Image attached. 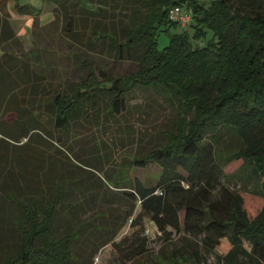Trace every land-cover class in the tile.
Listing matches in <instances>:
<instances>
[{
    "label": "trees",
    "instance_id": "obj_1",
    "mask_svg": "<svg viewBox=\"0 0 264 264\" xmlns=\"http://www.w3.org/2000/svg\"><path fill=\"white\" fill-rule=\"evenodd\" d=\"M6 1L0 0V31L9 41L13 33L5 16ZM58 2L64 5L62 30L69 41L76 44L79 34L87 35L88 51L89 46L108 44L115 58L135 63L136 70L112 77L81 62L85 78L75 85L65 81L53 95L45 93L52 85L28 55L0 57V142L12 143L9 159L0 158V172L27 188L10 193L8 183L0 185L16 207L10 220L20 234L18 251L3 264H81L72 246L80 229L58 234L54 228L60 205L70 213L75 208L64 202L74 178L54 180L53 192L49 186L34 188L31 175L39 147L32 143H56L49 124L66 133L72 125L82 128V122L102 124L107 116L118 118L131 106L140 108L146 94L175 111L164 144L136 156L123 178L98 170L106 188L127 192L131 203L138 204L128 228L136 230L146 220L163 234L168 227L182 228L201 236L202 248L218 264H264V0H214L208 5L195 0ZM182 2L189 6L192 35L186 30L172 34L159 50L158 33L178 27L168 21L167 13ZM15 8L19 14L30 13L24 6ZM208 33L211 38L204 40ZM192 40L205 42L199 47ZM148 164L161 170L151 187L131 177L132 169ZM54 165L60 172L62 163ZM201 183L204 190L189 198ZM231 183L239 187L228 191ZM212 190L219 192L220 200L202 204L196 194L204 199ZM251 198L258 202L256 207ZM143 255L140 249L132 257ZM189 263L172 253L166 264Z\"/></svg>",
    "mask_w": 264,
    "mask_h": 264
},
{
    "label": "rangeland",
    "instance_id": "obj_2",
    "mask_svg": "<svg viewBox=\"0 0 264 264\" xmlns=\"http://www.w3.org/2000/svg\"><path fill=\"white\" fill-rule=\"evenodd\" d=\"M58 1L60 0H7L5 16L13 38L4 41L0 31V57L4 54L28 55L35 70L52 85L51 88L47 86L45 93L53 95L60 90V85L65 81L75 85L85 78L87 70L81 62H86L97 73L104 71L112 77L123 76L136 70L135 63L115 58L108 44L102 47L89 46L91 51H88L87 35L79 34L76 44L69 41L62 30L65 25L64 5H60ZM195 1L208 5L214 0ZM15 4L26 7L30 13L19 14ZM181 9L188 14V3L182 2ZM3 20L1 19L2 22ZM184 30L192 35L188 26L186 28L178 26L176 30L159 32L158 49L162 50L168 45L170 35ZM210 38L211 34L208 33L204 40ZM204 40L201 42L192 40V45L200 47ZM39 96L42 97L41 93ZM146 96L140 108L131 106L128 113L118 118L111 116H107L105 120L101 118V121L104 120L102 124H97L93 120L90 124L82 122V128H78L81 127L78 124L72 125L66 133L56 130L49 124L51 139L56 143L44 140L32 143L39 147L37 166L31 175L32 184L34 188L49 186L53 192L54 180L74 178L71 184L75 186L69 187L64 202L72 203L75 208L70 213L67 207L60 205L54 228L58 234L80 229L79 236L72 246L81 264H166L172 253L188 259L189 264H201L202 261L206 264H218L215 257L202 248L201 236L191 235L182 228L174 230L168 227L166 234H163L157 231L150 220H146L142 222V227L131 231L128 228L130 221L133 220L130 213L136 211L138 204L131 203L129 196L125 194L127 192L106 188V182L101 180L103 176L98 170L123 178L128 164L136 156H142L164 144V132L171 127L175 111L160 99L150 94ZM40 102L44 103V100L41 98ZM132 105H135V102H132ZM45 114H49L48 111ZM45 121V118H42V122ZM73 132L75 136L72 135ZM76 133L82 138H75ZM11 151L12 143L0 142L1 160H5ZM59 162L62 163V169L57 172L54 164ZM2 169L1 165L0 170ZM160 173L158 167L148 164L145 169H132L131 177H137L144 185L151 187L157 184ZM16 178L20 181L18 177ZM105 179L112 183L108 178ZM13 181L15 180L0 172V185L5 183L6 186L8 183L7 190L10 193L17 190L24 193L27 190L24 182L20 181L19 184H23V187L19 185L18 188L16 181L17 185L12 186ZM202 185L201 183L196 186L188 194L189 198L192 199L195 192L203 191L205 185ZM182 186L186 189L185 184ZM2 187L0 186V264H3L8 256H13L20 246V234L10 220L11 212L16 210V207L8 199L6 192H2ZM237 187L238 184L231 183L228 191ZM218 193L209 191L204 199H201L199 194L196 195L202 204L208 205L220 200ZM250 204L256 207L258 202L251 198ZM183 218L182 211L179 213L180 225ZM106 242L110 244L103 247ZM140 249L144 255L133 258L132 254ZM194 254L198 257L195 258Z\"/></svg>",
    "mask_w": 264,
    "mask_h": 264
},
{
    "label": "built area",
    "instance_id": "obj_3",
    "mask_svg": "<svg viewBox=\"0 0 264 264\" xmlns=\"http://www.w3.org/2000/svg\"><path fill=\"white\" fill-rule=\"evenodd\" d=\"M168 21L176 23L181 28H186L190 23V15L184 13L181 7H173L167 13Z\"/></svg>",
    "mask_w": 264,
    "mask_h": 264
}]
</instances>
